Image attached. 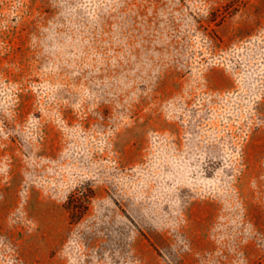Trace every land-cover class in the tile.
Listing matches in <instances>:
<instances>
[{
	"label": "rangeland",
	"instance_id": "rangeland-1",
	"mask_svg": "<svg viewBox=\"0 0 264 264\" xmlns=\"http://www.w3.org/2000/svg\"><path fill=\"white\" fill-rule=\"evenodd\" d=\"M0 264H264V0H0Z\"/></svg>",
	"mask_w": 264,
	"mask_h": 264
},
{
	"label": "trees",
	"instance_id": "trees-1",
	"mask_svg": "<svg viewBox=\"0 0 264 264\" xmlns=\"http://www.w3.org/2000/svg\"><path fill=\"white\" fill-rule=\"evenodd\" d=\"M73 195H74V194H71V196H69V198L71 199V198L73 197ZM84 197H85V198L83 199L82 207H79V212L77 211L78 214H76V218L79 217V216H81V215L84 213V211H85V209H86V207H87V206H85L84 203L88 202V201H89V198L92 197V196H90L89 194H87V195L84 196ZM70 199H69V200H70ZM77 215H78V216H77ZM73 216H74V214H71V216H70L71 220L74 219Z\"/></svg>",
	"mask_w": 264,
	"mask_h": 264
}]
</instances>
